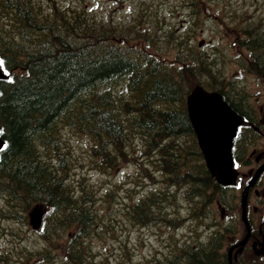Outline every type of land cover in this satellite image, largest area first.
Wrapping results in <instances>:
<instances>
[{
    "label": "trees",
    "instance_id": "trees-1",
    "mask_svg": "<svg viewBox=\"0 0 264 264\" xmlns=\"http://www.w3.org/2000/svg\"><path fill=\"white\" fill-rule=\"evenodd\" d=\"M173 1L163 6L166 21L147 0L120 19L85 4L0 0V60L10 72L0 80V223L18 228L1 229L13 241L0 249V264H109L90 240L114 235L104 215L115 212L119 229H166L164 252L137 263L122 234L119 264H228L225 233L209 226L207 212L215 194L230 192L207 171L185 109L196 84L223 94V54L194 43L217 18L206 0ZM248 7L228 13L233 30L224 37L233 35L243 67L264 76V25ZM73 137L86 142L83 155ZM123 166L125 193L112 207L114 189L100 190L76 171L109 176ZM34 207L44 210L42 228L23 240L20 226Z\"/></svg>",
    "mask_w": 264,
    "mask_h": 264
},
{
    "label": "rangeland",
    "instance_id": "rangeland-1",
    "mask_svg": "<svg viewBox=\"0 0 264 264\" xmlns=\"http://www.w3.org/2000/svg\"><path fill=\"white\" fill-rule=\"evenodd\" d=\"M60 3L68 6H82L86 5L85 7L89 8L91 11H93L96 15L100 17L105 18H112L120 19L124 18L131 14V12L134 10L135 5L140 0H58ZM172 1V0H170ZM208 3H210V6L212 9L218 8L219 10H215L214 12L208 13L212 16L213 20L214 18H217V20H214L210 23H208L206 26H204V33L203 35H206L205 38H202L201 36H198L196 40L194 41L195 44H198L201 42V40L208 39L209 37H214L213 42H209L207 45H205V42L203 41L202 46H205L207 50H210L211 45L217 46L218 50L220 51L223 56L220 55L221 62L220 66L221 69L224 72L225 77V83L226 85L231 83L236 87L243 86V88L246 90V94H250V104L252 106L256 107L261 103L262 96L259 95V92L263 89L262 86L257 83L256 77L248 74L245 71V68L241 65L240 59L236 56V53L238 49L232 44V36L224 37L225 31L226 33H231L233 30V26H231V19L227 16L228 13H232L233 9H237L238 13L245 11L247 7H243L245 5L249 6L248 14L247 15H254V17L260 19V23L264 25V0H227L229 2V5L227 9H223L226 2L225 0H206ZM176 0L173 1V4ZM156 3V6H160L158 10L163 12V15H166L165 20L169 21L170 18L167 14L166 9H163V6L168 3V0H155L153 4ZM151 4V3H150ZM152 4V5H153ZM254 5V7H253ZM171 10H175V8H172ZM231 11V12H229ZM176 13H179V11L173 13L175 15ZM178 16V15H176ZM237 18V15H235ZM169 18V20H168ZM221 19V20H220ZM227 20L229 23V28H224L220 26L219 23H223V21ZM172 22V21H171ZM173 23V22H172ZM220 32V35H219ZM223 36L224 38L220 40L219 38ZM234 46V47H233ZM235 48V49H234ZM237 50V51H236ZM243 64V62H242ZM220 68V67H218ZM71 143L73 144L76 151H78V156L82 155V152L85 149V141L82 140V138H75L73 137L71 139ZM82 169H77V173L81 172L83 176H85V180L88 182H93V186H97L100 190L107 189V188H113L114 189V195L111 200V207L116 206V199L119 198V196H124L126 185L122 183L123 177L130 172L129 167H123L113 173V175H98L94 173L93 171L86 169L85 171H81ZM100 193V192H97ZM233 202L236 203V201L233 199ZM101 205L98 207L100 209ZM214 208V206H210L211 208ZM229 214L236 219V215L238 216L239 211L238 208H234V211L229 209ZM210 213V211H208ZM213 213L216 214V217L218 218L219 215L217 213L216 209H213ZM112 214V213H111ZM226 215V214H225ZM105 218L110 221V224L113 225V228L116 227L114 230V235L111 237H107L105 241H101L98 239H91L90 244L93 247V249L100 253L103 252L106 255V262L109 264H119L120 261L118 250V244L117 240L122 236V234H126L124 236V240L126 241V244H128V249L130 252V258L131 262L137 263L140 260L146 259L147 256L152 255L158 248L160 247L161 243L159 242V239L157 238L160 236L163 232H165L166 229L163 227L161 228H125L119 229L118 224L120 222V219L117 218V212H115L112 216V219H109V215H104ZM116 218V219H115ZM240 219V216H239ZM221 223L225 222V219L219 220ZM0 232L2 230H6L7 227H11L13 229H16L18 232V228L14 226L13 224H6L5 222L0 223ZM121 225H124L121 222ZM237 229L240 231L241 226L239 225V221H237ZM21 230L19 231L21 235L24 236L23 240H31L36 235V231L31 230L30 226L26 224L25 226H20ZM180 234H176L177 237H179ZM37 237V235H36ZM11 241H13L12 237H4V235H0V249L6 246L7 244L10 246ZM106 250V252H104ZM224 250L227 252V246H225ZM114 252V253H113ZM254 255L252 253H247L245 258L246 260L249 258H253ZM262 258L260 257L259 260Z\"/></svg>",
    "mask_w": 264,
    "mask_h": 264
},
{
    "label": "flooded vegetation",
    "instance_id": "flooded-vegetation-1",
    "mask_svg": "<svg viewBox=\"0 0 264 264\" xmlns=\"http://www.w3.org/2000/svg\"><path fill=\"white\" fill-rule=\"evenodd\" d=\"M259 95L263 97L257 108L245 100L241 105L229 103L242 118L232 144L234 167L239 175L236 187L247 193L242 230L248 236L233 251L241 264H264V89ZM229 241L237 243L236 239ZM247 253L254 257L246 260Z\"/></svg>",
    "mask_w": 264,
    "mask_h": 264
},
{
    "label": "water",
    "instance_id": "water-1",
    "mask_svg": "<svg viewBox=\"0 0 264 264\" xmlns=\"http://www.w3.org/2000/svg\"><path fill=\"white\" fill-rule=\"evenodd\" d=\"M6 76L0 69V79ZM189 120L195 131L198 145L203 154L208 171L223 185L234 183L231 147L236 135L239 117L226 105L221 95L207 92L200 86L194 87L186 98ZM4 142L0 139V151ZM42 211L35 209L30 213V224L38 228Z\"/></svg>",
    "mask_w": 264,
    "mask_h": 264
},
{
    "label": "snow or ice",
    "instance_id": "snow-or-ice-1",
    "mask_svg": "<svg viewBox=\"0 0 264 264\" xmlns=\"http://www.w3.org/2000/svg\"><path fill=\"white\" fill-rule=\"evenodd\" d=\"M3 65H4V62L2 61V60H0V67H3ZM3 130L2 129H0V132H2Z\"/></svg>",
    "mask_w": 264,
    "mask_h": 264
}]
</instances>
